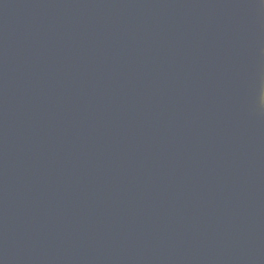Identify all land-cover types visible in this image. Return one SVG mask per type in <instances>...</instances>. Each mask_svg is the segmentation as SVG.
<instances>
[{
  "label": "water",
  "instance_id": "obj_1",
  "mask_svg": "<svg viewBox=\"0 0 264 264\" xmlns=\"http://www.w3.org/2000/svg\"><path fill=\"white\" fill-rule=\"evenodd\" d=\"M0 264H264V0H0Z\"/></svg>",
  "mask_w": 264,
  "mask_h": 264
}]
</instances>
